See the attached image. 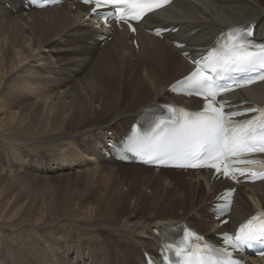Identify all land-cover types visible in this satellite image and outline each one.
<instances>
[{
    "label": "bare ground",
    "instance_id": "bare-ground-1",
    "mask_svg": "<svg viewBox=\"0 0 264 264\" xmlns=\"http://www.w3.org/2000/svg\"><path fill=\"white\" fill-rule=\"evenodd\" d=\"M24 6L23 0H0V37L4 38L0 94H6V100L0 101V135L18 141L34 139L41 144L38 146L57 145L55 158L37 164L48 172H73L82 167V173L89 174L98 170L88 169V164L96 163L105 167L99 170L104 174L123 175L127 188L121 199L111 203L103 196L78 197L82 208L88 203L90 208L82 214L80 206L74 208L71 202L69 208L80 218L77 221L60 209L40 208L28 214H20L15 207L0 209V264H71L69 252L79 256L74 264H144L143 252L156 255L166 237L164 229H172L178 222L214 238L216 232L234 227L255 208L264 207V180L242 185L237 188L229 222L219 227L212 219V198L229 186L227 181L210 180V173L204 170H155L121 163L107 156L106 144L126 135L146 107L183 101L167 90V85L191 68L181 51L192 54L228 25L256 23L257 31L264 32V0H174L137 25L135 36L114 29L112 38H106L102 46L96 38L104 32L83 19L88 7L76 2L41 10ZM157 27H178V31L159 39L147 32ZM22 37L30 49L26 54L16 49ZM134 38L137 49L129 42ZM176 42L185 46L175 48ZM44 70L53 73L45 82L50 100L46 117L38 123L10 120L7 115L16 114L10 108L29 99L18 86L25 80L40 84ZM236 96L264 102V82L238 91ZM183 103L200 107L192 98ZM65 140L76 141L75 154H65ZM82 148L89 151V160L77 159ZM8 172L10 183L18 184L21 172ZM25 174L37 175L36 170ZM247 197L254 200V207ZM9 241L16 242L15 246ZM254 262L264 264V258Z\"/></svg>",
    "mask_w": 264,
    "mask_h": 264
},
{
    "label": "snow or ice",
    "instance_id": "snow-or-ice-1",
    "mask_svg": "<svg viewBox=\"0 0 264 264\" xmlns=\"http://www.w3.org/2000/svg\"><path fill=\"white\" fill-rule=\"evenodd\" d=\"M169 0H84L94 3L91 14L123 22L131 31H135L132 21L142 20L148 13L167 4ZM111 8L109 12L98 9ZM160 33L157 32V35ZM242 29H231L225 43L211 50L207 56L194 59L195 69L183 80L172 85V90L180 89L189 95L203 97V110L195 113L184 109L168 107L171 114L161 118L152 131L143 136L132 137L125 142L123 150L143 160L144 163L175 161L177 167H211L223 175L235 177L243 175L250 168H234L233 163L246 165L259 164L264 168V161L236 160L253 152H264V109L259 116L244 121H234L232 117L240 113L223 109L226 102L216 105V97L231 88L227 83L232 73H255V78L264 80V45H255L244 39ZM187 56V53H184ZM249 76L244 83H251ZM237 86L242 84L237 83ZM253 177H264V172L252 173ZM234 189L227 190L224 196H231ZM226 223V221H225ZM259 243L264 245V212H260L241 224L235 237L225 234L223 248L203 243L202 238L185 229L184 238L175 246L165 245L166 251H175L179 259L175 264H239L232 259L228 251L243 250Z\"/></svg>",
    "mask_w": 264,
    "mask_h": 264
},
{
    "label": "rangeland",
    "instance_id": "rangeland-1",
    "mask_svg": "<svg viewBox=\"0 0 264 264\" xmlns=\"http://www.w3.org/2000/svg\"><path fill=\"white\" fill-rule=\"evenodd\" d=\"M5 6L9 8L10 5L6 4ZM3 43L4 38L0 37V46H2ZM16 49H19V54H26V51L30 50L26 42L23 41V37L19 40L18 47H16ZM52 75L53 73L48 71L46 72L44 70V78L41 80L40 84L30 85L29 81L27 82L25 80V82L23 81L18 86L17 90L20 93L24 92L29 99L19 105L15 104L10 108L11 111L16 113L7 115L10 120L24 119L25 121H34L38 123L46 117L49 111L48 106L50 104V100L46 97L47 91L45 87L48 86V82H45L51 78ZM2 91L3 84L0 85V93ZM1 100H6V94H0V101ZM6 114L9 113L6 112ZM1 116L3 117L4 114ZM27 137L31 138L34 136ZM28 140L31 139H26V141H18L15 138L4 139L0 135V209H4V211H6L5 209L15 207L20 211V214H28L40 208L47 209L51 212L60 209V212L63 213L64 216H71L73 220L77 221L80 218L74 214L75 209L69 208L71 202L74 203V208L80 206L79 211H81L82 214H85L88 211L87 208H90V203L85 205L86 210L82 208L83 205L81 206L77 201L78 197L83 196L84 194L85 198L90 194L92 195V198L103 196L104 198H108V201L111 203L112 200L116 201L121 199L124 191H126L127 185L124 182L123 175L119 173L117 175L116 173L104 174L99 170H104L105 167L98 166L96 163L88 164V169L92 168L91 170H93V168H96V170H98L97 172L89 174L82 173V167L75 169L73 172L64 170H54L52 172H48L46 169L37 166V164L47 158L49 160L55 158L56 154L59 152L57 145L49 147L38 146L41 144H36V140H31L30 142L32 143L28 142ZM69 140H65L63 142V147L67 150L65 154L68 156L71 155V153L75 154L77 148L75 144L76 141L74 142ZM78 153H80L77 154V156H80L77 157L79 161H82V159L89 160L87 159L89 151L82 148L78 150ZM15 158L16 160H14ZM115 169L117 168H111L110 170ZM34 170H36L37 175L25 174V172L33 173ZM8 171L21 172V176L17 177L19 181L18 184L12 185L10 183V179L6 176V174L8 175L9 173ZM4 175L5 179L3 178ZM86 176L90 177L87 178ZM166 187L168 190H171V186L166 184ZM144 190L147 192L149 189L145 188ZM111 192L114 193L112 197ZM247 199L253 207L254 200L249 197H247ZM71 231L74 232V229ZM22 235L24 234L19 235L16 239H21ZM86 238H89V235H87L85 239H82V241L86 240ZM13 241L9 242H12L11 245L15 246L16 242ZM77 241L79 240L77 239ZM68 242L71 244V240H68ZM87 256L88 255H86L83 260H87ZM68 258L71 264H74L77 260H79V256L77 257L75 252H69ZM53 262L57 263L55 258H53Z\"/></svg>",
    "mask_w": 264,
    "mask_h": 264
}]
</instances>
